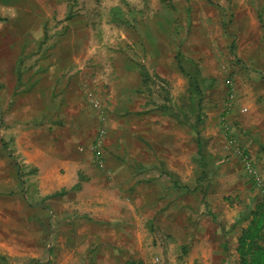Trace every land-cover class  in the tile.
Instances as JSON below:
<instances>
[{
    "label": "rangeland",
    "instance_id": "rangeland-1",
    "mask_svg": "<svg viewBox=\"0 0 264 264\" xmlns=\"http://www.w3.org/2000/svg\"><path fill=\"white\" fill-rule=\"evenodd\" d=\"M46 1L39 43L19 68L45 73L49 39L67 37L69 49L79 51L70 69L100 73L110 89L94 95L98 109L89 102L100 115L95 138L104 131L103 192L117 197L120 212L111 222L61 223L36 208L42 233L30 253V238L20 242L29 234L15 233L10 216L21 191L0 186V255L7 264H90L108 229L123 239L135 233L138 264H185L208 232L237 234L248 207L263 198L238 150L252 156L264 178V0H54L50 17ZM196 70L210 80L201 97L188 81ZM194 126L203 142V180ZM95 138L86 145L94 165ZM174 181L202 189L189 192Z\"/></svg>",
    "mask_w": 264,
    "mask_h": 264
},
{
    "label": "crops",
    "instance_id": "crops-1",
    "mask_svg": "<svg viewBox=\"0 0 264 264\" xmlns=\"http://www.w3.org/2000/svg\"><path fill=\"white\" fill-rule=\"evenodd\" d=\"M48 5L50 17L54 0H49ZM47 8L46 0H0V119L4 123L0 130V186L21 191L22 196L12 198L18 200L19 207L12 209L10 216L15 220V233L29 234L20 242L30 241V253L39 249L42 233L37 217L42 214L32 213L36 208L49 220L51 216L61 223L84 217L111 222L115 221V211L120 212L117 197L103 192L108 180H101L100 168L92 164L86 150L100 122L88 93L98 97L101 90L105 95L110 89L104 86L100 73L80 65L70 69L79 51L69 49L67 37L49 39V67H45V73L38 74L35 67L30 71L19 68L21 58L30 59V46L39 43L41 35L37 32L45 22L41 17L44 11L48 18ZM13 160L20 166L23 184ZM247 224L248 221L238 226L241 230ZM55 225H49L51 235ZM240 230L231 236L222 231L208 232L202 243H196L186 263L238 264ZM101 234L90 264H138L135 259L142 254L133 245L135 233L126 234L130 239L113 235L114 229Z\"/></svg>",
    "mask_w": 264,
    "mask_h": 264
},
{
    "label": "trees",
    "instance_id": "trees-1",
    "mask_svg": "<svg viewBox=\"0 0 264 264\" xmlns=\"http://www.w3.org/2000/svg\"><path fill=\"white\" fill-rule=\"evenodd\" d=\"M182 70V67H181ZM189 85L192 88V92L196 93L200 97L203 94V86H207L209 83V79H205L201 75H199V71L196 70V75L188 77ZM200 102V100H199ZM177 118L181 119L179 115H176ZM199 118V115H198ZM196 132L195 143L197 147V154L195 157V162L198 164L199 168H201V176L199 180H203L206 175V171L204 170V149L203 142L200 138L199 130L196 126L193 127ZM3 146H6V143L3 141ZM10 153V152H9ZM11 158H13L11 156ZM13 164L17 169V175L21 178V184H23L22 174L20 171V166L18 163L13 160ZM174 187H182L186 191L189 192H199L202 187L199 184H196L194 187H188V185H180L178 182L174 181ZM78 188V185H77ZM62 191L60 194H63ZM46 208V207H43ZM247 213L243 214L241 222L248 221L246 227L240 230V235L237 238V247L236 253L238 255V264H264V201L262 199H256L255 203L248 207ZM37 262L31 261L25 264H36ZM0 264H7L5 261V257L0 255ZM39 264V263H37ZM135 264V263H134ZM200 264V263H194Z\"/></svg>",
    "mask_w": 264,
    "mask_h": 264
},
{
    "label": "built area",
    "instance_id": "built-area-1",
    "mask_svg": "<svg viewBox=\"0 0 264 264\" xmlns=\"http://www.w3.org/2000/svg\"><path fill=\"white\" fill-rule=\"evenodd\" d=\"M88 98L92 102L94 107H96L97 109L100 107L99 101L95 99L93 93L89 92ZM230 105L231 104H229V106ZM103 134H104V131L101 130L93 142V154H94L96 165L99 168H104L105 166L104 157L102 153ZM238 152L242 160L245 173L250 178L252 184L256 187V189H258L260 192L263 193L262 200L264 201V178L260 174L252 156L246 153L244 150H238Z\"/></svg>",
    "mask_w": 264,
    "mask_h": 264
}]
</instances>
